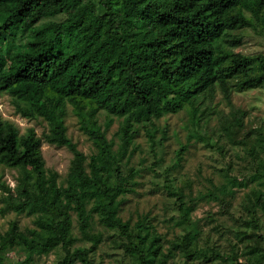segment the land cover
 <instances>
[{"label": "trees", "instance_id": "1", "mask_svg": "<svg viewBox=\"0 0 264 264\" xmlns=\"http://www.w3.org/2000/svg\"><path fill=\"white\" fill-rule=\"evenodd\" d=\"M263 30L264 0H0V98L46 124L38 137L0 116V168L16 180L0 179V215L34 224L0 234V264H11V250L22 264L55 250L58 264H103L94 254L107 240L115 264H264V119L246 124L231 100L264 92V54L243 51L246 33ZM182 111L187 123H170ZM70 121L89 155L68 135ZM43 142L71 152L63 176L45 167ZM193 142L222 159L194 197L193 180H179ZM225 145L238 149L241 176ZM145 171L176 213L171 237L149 214L132 225L121 217ZM236 191L245 192L234 240L201 242L195 198L227 211Z\"/></svg>", "mask_w": 264, "mask_h": 264}, {"label": "rangeland", "instance_id": "2", "mask_svg": "<svg viewBox=\"0 0 264 264\" xmlns=\"http://www.w3.org/2000/svg\"><path fill=\"white\" fill-rule=\"evenodd\" d=\"M243 51L245 53H263L264 54V30L262 33L247 32L244 38ZM221 96L217 97V100L221 101ZM232 103L235 107L245 111L247 116L245 117V123H249L251 119L263 118L264 119V92L252 90L244 93L233 92L231 94ZM225 112L228 108L225 103L219 105ZM0 116L3 120H8L18 127L21 134L25 133L27 129H34L35 134L38 137L42 136V133L46 131V124L43 122L35 121L33 119L21 118L19 115L15 114L13 107L10 104V100L7 96L0 98ZM170 123H176L177 125L184 126L187 123V113L182 111L177 115L170 117ZM116 123L110 128L107 137L112 136L115 130ZM172 132V130H171ZM201 133L203 131H200ZM68 135L72 140L77 143V146L86 155L90 154L91 144L85 138V136L80 132L78 126L73 121H70ZM180 139L184 137L179 133ZM186 137V136H185ZM185 137L183 141L185 140ZM173 142H177L178 138H173ZM137 142L141 143L142 146H146L143 143L142 138ZM238 149L225 145L224 153L227 157L234 162L235 169L240 172H244L240 165L243 162L235 159ZM42 157L45 161V167L47 169H52L56 171L60 176H63L69 167L70 161L72 159V154L69 150L64 147H56L54 145H48L43 142L41 147ZM166 153L172 152L171 149H166ZM165 154V153H164ZM166 155V154H165ZM212 157L208 156L207 151L202 147L200 143L193 142L191 144L190 150L186 153L184 167L180 170L179 180L184 181L185 179L193 180L192 195L197 196V191L205 193L210 187L205 183V178L212 176L216 168L221 167V156L218 153L210 154ZM139 154L135 153L133 160L137 162ZM203 167L201 176L198 175L197 167ZM239 167V168H238ZM3 172V173H2ZM150 174V173H149ZM145 171L139 176L138 181L140 182L137 187L139 195H130L129 202L124 205V210L122 212L123 220L130 219L131 225L137 220L138 214H149L150 217H154L155 224L158 226L159 231L164 235L167 234L171 237L172 226L170 218H176V213L171 210V203H164L165 195L158 191L159 189L152 187L151 175ZM237 175V172H235ZM2 175V176H1ZM213 178L216 180V174ZM0 179L2 182L10 187H14L16 184L15 172L12 170H3L0 168ZM154 185L159 186L160 179L155 180ZM245 191H236L231 203L227 209L224 211L215 202H209L206 198L197 197L199 199L196 202L195 210L192 214L193 219L198 221L199 228L201 230L200 241L204 242V239L210 235V239L213 243L219 245L221 248H226L229 241H233V234L239 226L238 217L241 213L240 202L241 196ZM1 194V192H0ZM1 206V205H0ZM172 206V205H171ZM167 209V210H166ZM15 222L18 230L24 232L26 228L34 227L31 218L25 217L24 215H15L14 213H8L4 216L0 215V234L3 235L10 227V224ZM101 229L100 226L96 225L95 229ZM74 229L76 235L78 234L76 229V223L74 222ZM94 232V231H93ZM107 236H104V239ZM60 251H52L49 254H44L40 256H35L34 260L30 264H58V258L60 257ZM11 261V264H22L25 255L20 252L16 253L11 250L6 255ZM117 259L116 251L112 248L109 240L103 242L98 249L95 250L94 260L99 262L102 261L103 264H115Z\"/></svg>", "mask_w": 264, "mask_h": 264}]
</instances>
